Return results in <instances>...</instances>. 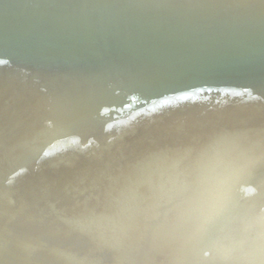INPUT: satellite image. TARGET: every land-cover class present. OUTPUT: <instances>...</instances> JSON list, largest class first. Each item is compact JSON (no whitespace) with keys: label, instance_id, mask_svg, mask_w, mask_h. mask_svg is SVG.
<instances>
[{"label":"water","instance_id":"obj_1","mask_svg":"<svg viewBox=\"0 0 264 264\" xmlns=\"http://www.w3.org/2000/svg\"><path fill=\"white\" fill-rule=\"evenodd\" d=\"M263 213L264 0H0V264H235Z\"/></svg>","mask_w":264,"mask_h":264},{"label":"bare ground","instance_id":"obj_2","mask_svg":"<svg viewBox=\"0 0 264 264\" xmlns=\"http://www.w3.org/2000/svg\"><path fill=\"white\" fill-rule=\"evenodd\" d=\"M258 216L247 222L242 220L234 230L229 229L222 239L226 248L237 245L238 249L234 248L237 254L228 257L229 260H234L235 264H264V213ZM225 264L231 262L227 261Z\"/></svg>","mask_w":264,"mask_h":264}]
</instances>
